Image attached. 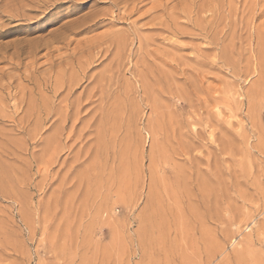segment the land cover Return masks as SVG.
Instances as JSON below:
<instances>
[{"label":"rangeland","instance_id":"374dc122","mask_svg":"<svg viewBox=\"0 0 264 264\" xmlns=\"http://www.w3.org/2000/svg\"><path fill=\"white\" fill-rule=\"evenodd\" d=\"M6 3L0 264H264V0Z\"/></svg>","mask_w":264,"mask_h":264},{"label":"bare ground","instance_id":"6f19581e","mask_svg":"<svg viewBox=\"0 0 264 264\" xmlns=\"http://www.w3.org/2000/svg\"><path fill=\"white\" fill-rule=\"evenodd\" d=\"M12 1V2H10ZM65 1L67 0H9V3H6L3 5V9H2V12L5 14V15H1V16H7L8 18H13V17H19V18H23V19H27V20H31V19H35L37 18L38 14L41 15V14H44V13H47L49 10H52V9H56L58 6L61 5V3H64ZM128 0H123V7H125L126 9H129V10H133L135 7H136V1L137 0H131L130 3H127ZM187 6V5H185ZM184 7V6H183ZM182 7V8H183ZM93 20V19H92ZM85 21V20H84ZM89 23V22H88ZM93 23V21H92ZM74 24V23H73ZM91 24V23H90ZM92 26V25H91ZM90 25L86 26V27H83V26H71V27H67L62 33H61V40H66L68 38V34H66V32H69V33H78L80 31H83L87 28H89ZM2 29V27H1ZM0 29V37H3L6 33L7 30H1ZM14 30V29H13ZM86 31V30H85ZM9 35V34H7ZM15 39V40H14ZM13 41L10 39V43H0V56L1 58H8V62L9 64H11V61L15 58H18L20 59V55H23V53H26L28 54L29 56H34V54L36 53L34 51V48H36V46H33V42L30 44L31 42V39L27 42V38L25 39L26 40V43L27 45L25 44L23 46V44L25 43V40L23 39H16L14 38ZM32 40H35V39H32ZM51 40V39H50ZM57 41V40H56ZM49 42V41H48ZM53 41H51L52 43ZM37 43V42H35ZM45 43V42H44ZM44 43H43V46H44ZM54 43V42H53ZM39 44V48H40V43ZM36 45V44H35ZM48 45V44H47ZM9 46H11L14 50L12 51L11 54H9L8 56V53H7V56L6 55V52H4V49L6 50ZM42 46V44H41ZM38 47V46H37ZM48 47V46H46ZM9 49V48H8ZM38 48H36L37 50ZM1 50H3V52H1ZM12 50V49H11ZM39 50V49H38ZM8 51V50H7ZM5 53V54H4ZM23 56H25L26 58V55L24 54ZM22 57V56H21ZM24 58V57H23ZM30 58V57H29ZM35 58V57H34ZM22 59V58H21ZM28 59V58H27ZM18 60V59H17ZM16 60V61H17ZM30 60V59H28ZM27 60V61H28ZM32 62L34 61L33 59H31ZM14 61V60H13ZM16 61H14L16 63ZM21 61V60H20ZM25 61V62H27ZM30 62V61H29ZM31 62V63H32ZM14 63V64H15ZM21 64V62H20ZM23 64V63H22ZM25 64V63H24ZM16 65V64H15ZM13 66V65H12ZM17 66V65H16ZM28 66V65H27ZM10 67V66H9ZM19 67V66H18ZM26 67V65H25ZM13 68V67H11ZM31 68V66H30ZM14 69V68H13ZM17 69V67L15 68ZM30 70V69H28ZM25 71V70H24ZM10 72V71H8ZM21 72V71H20ZM29 72V71H28ZM5 73V72H4ZM9 75V74H8ZM12 75V73H11ZM14 76V75H12ZM18 76V75H17ZM16 76V77H17ZM23 76V75H22ZM20 77V76H19ZM27 77V76H26ZM9 79V78H8ZM12 79V78H11ZM20 79V78H19ZM29 79V78H28ZM8 82H10L8 80ZM2 84V83H1ZM7 84V82H6ZM2 86V85H1ZM9 86V85H8ZM10 88H11V85H10ZM4 89H7V85H6V88ZM8 90H9V87H8ZM14 95V94H13ZM16 95V94H15Z\"/></svg>","mask_w":264,"mask_h":264}]
</instances>
